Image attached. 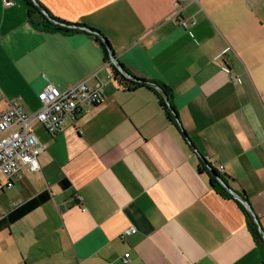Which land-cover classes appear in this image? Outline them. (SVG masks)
Segmentation results:
<instances>
[{"label": "crops", "instance_id": "1", "mask_svg": "<svg viewBox=\"0 0 264 264\" xmlns=\"http://www.w3.org/2000/svg\"><path fill=\"white\" fill-rule=\"evenodd\" d=\"M10 1L0 0V112L10 99L37 111L47 83H100L105 98L58 134L33 123L39 170L0 183L14 204L51 198L0 230V264H122L124 253L128 264H264L254 230L264 234V0H36L82 25L69 33L34 27ZM97 38L142 85L111 78Z\"/></svg>", "mask_w": 264, "mask_h": 264}, {"label": "built area", "instance_id": "2", "mask_svg": "<svg viewBox=\"0 0 264 264\" xmlns=\"http://www.w3.org/2000/svg\"><path fill=\"white\" fill-rule=\"evenodd\" d=\"M2 2L5 5L13 4V1L10 0H2ZM106 64L109 66L117 65L114 57L110 54L106 58ZM118 68L121 70L119 66ZM123 75L129 77L125 73ZM104 98L103 84L89 86L83 80L64 91H60L52 83H47L37 94L40 103L39 108L31 114L23 110L18 99H10L7 102V107L0 112V176L7 180L6 186L13 184V178H20L23 169L35 172L40 168L38 156L45 152V146L39 142L34 134L33 123H40L45 131L51 135L58 134L67 121L75 119L83 108L97 105ZM219 168L223 169L222 165H219ZM217 179L224 186V182L219 178ZM227 191L229 195L232 194L244 203L230 189ZM135 231L134 227L128 228L123 231L122 236ZM262 239L264 241V236ZM120 260L122 264H128L129 253H124Z\"/></svg>", "mask_w": 264, "mask_h": 264}, {"label": "trees", "instance_id": "3", "mask_svg": "<svg viewBox=\"0 0 264 264\" xmlns=\"http://www.w3.org/2000/svg\"><path fill=\"white\" fill-rule=\"evenodd\" d=\"M28 14V21L36 28L45 30V31H52V32H63V33H69V32H75L82 30V25H74L70 23H66L64 21H60L59 19L51 16L36 0H22ZM81 28V29H80ZM85 28V27H84ZM100 41V45L104 49L105 58H108L110 48L108 45V42L105 38H103V41H101L99 38H97ZM119 65H112L111 68V74L114 79H119L123 82H129L132 86H139L142 85L141 80H135L134 78H127L125 75H123L122 71L118 68ZM120 67V66H119ZM162 91L166 95V104H168L169 109H172L170 105L169 100V91L165 85L161 86ZM165 105V104H164ZM172 118V114H169ZM203 162H205L203 160ZM207 163V162H205ZM203 170L207 171L210 175V180L212 186L218 188L222 194L228 195V191L223 185L218 181L217 178L220 180H223L220 173H218L211 164L207 163V165L203 164ZM69 184V182L66 179H63L60 181V185L62 187H65ZM51 198V193L48 190H44L42 192L37 193L34 196H31L27 200H24L22 202H19L12 206L10 210H8L1 218H0V230L8 227L13 222L19 220L35 208L39 207L44 202L48 201ZM248 216L253 219V217L248 213ZM253 223V222H252ZM256 234L258 235V238L262 239L261 234L259 231Z\"/></svg>", "mask_w": 264, "mask_h": 264}, {"label": "rangeland", "instance_id": "4", "mask_svg": "<svg viewBox=\"0 0 264 264\" xmlns=\"http://www.w3.org/2000/svg\"><path fill=\"white\" fill-rule=\"evenodd\" d=\"M2 180V179H0ZM15 195L13 191L9 190L5 187L4 183H0V216L6 213L14 204L12 201V196ZM15 205V204H14ZM20 223V222H18ZM21 225V224H20ZM19 226H14V236L16 235L17 230H19ZM7 233V232H5ZM7 237V234H4Z\"/></svg>", "mask_w": 264, "mask_h": 264}, {"label": "water", "instance_id": "5", "mask_svg": "<svg viewBox=\"0 0 264 264\" xmlns=\"http://www.w3.org/2000/svg\"><path fill=\"white\" fill-rule=\"evenodd\" d=\"M120 69L123 71V73L127 74V73L122 69L121 66H120ZM127 75H128V74H127ZM128 76H129V75H128ZM165 97H166V95H165ZM166 99H167V98H166ZM224 186H225V188L229 189L228 187H226V185H224ZM240 199L243 200V202L245 203L246 207H247L248 210H249L250 215L253 217L254 222L258 225V222H257V220H256V218H255V216H254V214L252 213V211H251V209H250L248 203L244 200V198H241V197H240ZM260 232L262 233V231H260ZM262 236H264L263 233H262Z\"/></svg>", "mask_w": 264, "mask_h": 264}]
</instances>
